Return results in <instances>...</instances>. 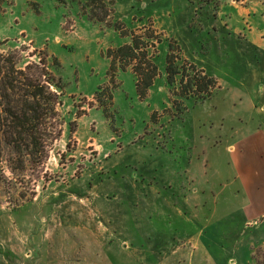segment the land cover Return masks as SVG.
<instances>
[{
    "label": "rangeland",
    "instance_id": "obj_1",
    "mask_svg": "<svg viewBox=\"0 0 264 264\" xmlns=\"http://www.w3.org/2000/svg\"><path fill=\"white\" fill-rule=\"evenodd\" d=\"M261 4L114 0L105 15L91 0H1L0 53L21 67L43 58L62 131L39 163L0 138V264H181L200 249L207 264H264V218L245 222L228 152L264 128V79L243 39L251 25L231 35L230 22ZM132 33L158 67L146 94L129 65L111 83L107 52ZM171 40L218 83L182 110L166 75ZM104 86L112 96L94 98ZM199 229L205 248L197 235L187 242Z\"/></svg>",
    "mask_w": 264,
    "mask_h": 264
},
{
    "label": "trees",
    "instance_id": "obj_2",
    "mask_svg": "<svg viewBox=\"0 0 264 264\" xmlns=\"http://www.w3.org/2000/svg\"><path fill=\"white\" fill-rule=\"evenodd\" d=\"M113 1L91 0V3L96 9L98 5L105 14L112 10L110 4ZM146 46L140 35L132 33L130 42L109 48L107 55L111 63L109 74L113 86L117 84L116 70L129 65L137 76L140 93H147L158 75V67ZM167 50L166 75L176 108L184 109L185 99L202 101L211 97L218 86L217 79L185 58L175 40L169 42ZM54 85L53 76L43 58L40 62L21 67L13 53H0V102L5 103L0 110V138L19 152L25 151L32 163L43 160L49 144L62 131L58 126L61 96L53 90ZM109 87H101L94 98L105 91L109 97L112 96Z\"/></svg>",
    "mask_w": 264,
    "mask_h": 264
},
{
    "label": "crops",
    "instance_id": "obj_3",
    "mask_svg": "<svg viewBox=\"0 0 264 264\" xmlns=\"http://www.w3.org/2000/svg\"><path fill=\"white\" fill-rule=\"evenodd\" d=\"M246 21L251 26L245 30L243 39L247 47L254 52V60L257 61L255 69L257 73L262 74V79H264V4H261L257 9L254 7L239 8L238 13L233 15L230 20L231 35H238L242 31L240 26L245 27ZM228 152L231 154L237 178L241 181L242 189L247 198V203L243 207L245 222L251 223L254 220L253 223H256L257 218H264V128H257L248 132L245 137L229 145ZM200 229L194 233V238H188L187 242L192 241L194 244L193 240L197 235L196 246L205 248L211 241L209 238L202 237L203 234L198 237L201 234ZM200 250H197L199 253L192 261L189 259L181 260V264H207L206 260L209 256L212 259V256L206 254L204 249ZM231 261L235 262L234 259Z\"/></svg>",
    "mask_w": 264,
    "mask_h": 264
}]
</instances>
